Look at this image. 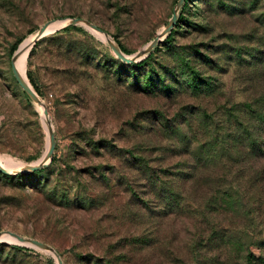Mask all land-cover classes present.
<instances>
[{
	"label": "rangeland",
	"instance_id": "obj_1",
	"mask_svg": "<svg viewBox=\"0 0 264 264\" xmlns=\"http://www.w3.org/2000/svg\"><path fill=\"white\" fill-rule=\"evenodd\" d=\"M176 1L0 0V156L34 164L47 148L42 115L11 73L17 40L79 17L132 56ZM75 26L27 51L25 79L54 146L36 173L0 172V232L51 246L60 264H264V201L227 206V183L244 171L203 159L214 160L204 149L225 134L228 115L264 96V0H183L169 32L132 62ZM188 68L198 74L194 90L184 85ZM242 180L232 187L241 200ZM159 186L179 194L174 213ZM209 188L218 204L205 205ZM0 243V264H56L47 251Z\"/></svg>",
	"mask_w": 264,
	"mask_h": 264
},
{
	"label": "trees",
	"instance_id": "obj_2",
	"mask_svg": "<svg viewBox=\"0 0 264 264\" xmlns=\"http://www.w3.org/2000/svg\"><path fill=\"white\" fill-rule=\"evenodd\" d=\"M71 28H76V26L67 25L56 30L55 33L67 31ZM167 37L169 38V36ZM24 40L25 38L23 40L22 38L17 40V42L11 46L10 50H15L17 45L19 44V47ZM118 47L121 52H124L119 45ZM147 60L148 57L139 61V64L137 63L135 66L139 67ZM188 69L190 75L188 79L185 80L184 85L194 90V88L198 87V74L191 68ZM250 105L253 107L252 109L242 110L240 113L228 115L229 119L227 120H229V125L224 129L225 134H221L219 138L217 135L215 141H212V146L210 145L208 149H204L205 154L206 152L210 153V151H213L214 160H211L206 154L205 158H203L206 159V161H215L216 164H219L217 166L227 169L229 173H237L240 170H243L245 173L244 176H239L238 174L233 175L227 183L226 187L229 192L225 190V198L222 200L227 206H236L239 203L245 205L246 202L250 204L253 202L255 206H261L262 201H264V96L255 100ZM203 159L200 160L204 161ZM238 161H243L240 166H238ZM241 166L243 167L241 168ZM38 171L39 170L33 171L30 174ZM184 177L185 176L182 175L181 179L183 181L192 178V176ZM241 179H243L242 181L246 190L243 194L245 197L242 198V200L237 193L232 191L234 185L239 187L238 182H240L239 180ZM210 183L214 185L213 181H210ZM159 188L160 191H162V189L166 190V195H163L164 197L162 196V198L165 201V206L168 207L167 213H174L177 210L176 207L180 206V198L178 200L179 194H174L173 189L170 188H162V186H159ZM209 189L210 196H215L208 198L205 205L211 206L213 203L218 204L220 201L218 194H220V192L217 188ZM214 231L215 230H213L212 233ZM8 247L23 252L28 250V248L18 245H9Z\"/></svg>",
	"mask_w": 264,
	"mask_h": 264
},
{
	"label": "water",
	"instance_id": "obj_3",
	"mask_svg": "<svg viewBox=\"0 0 264 264\" xmlns=\"http://www.w3.org/2000/svg\"><path fill=\"white\" fill-rule=\"evenodd\" d=\"M182 2H183V0H177L176 1L168 22L166 23V25L163 28H161V30L157 33V35L150 42H148L142 49L137 51L136 54H134L132 56H128V57L121 52V50L119 49V47L117 46L116 43H114L113 41H111L107 37V34L105 32L100 30L97 26H95L91 22H89L87 20H84L82 18L72 17V18L64 19V20H66L65 24H63L62 26L54 29L53 31H56V30H58V29H60V28H62L64 26H67V25H78V24L79 25H83L86 28L96 30L98 32H101L106 37L105 42H106L107 46L109 47V49L111 50V52L115 55L116 58H118L119 60L124 61V62H132L136 58L143 57V55H145L150 50H152V48L159 41H161L160 37L163 36V35H166L169 32V30L171 29L172 25L175 22V19H176V16H177V11L180 8V6L182 5ZM54 21H59V20H48V21L44 22L42 25H40L36 29V31H34L33 38L31 40V44H33L34 41H36L39 38H41L44 35L45 29ZM17 51H18V47L14 50V52H13V54L11 56V60H10L11 73H12L13 78L16 81L17 85L24 92V94L27 96V98L32 103H34L35 105L41 106V108H42V115L46 118L45 124H46V130H47V148H46V151L44 152V154L41 156V158L36 163L21 165L18 168H16L15 170H13V172L11 174L33 172V171H36V170L44 167L45 165H47V163L50 160V156H51V153H52V150H53V146H54L53 133H52L51 126H50V123H49L48 114H47V111H46L43 103L38 98V96L35 94V92L30 87V85H28L18 75L17 71L15 70V68L13 66V61H14L16 55H17ZM0 172L9 173L5 169H3L1 166H0ZM2 235L9 236L10 238L13 239V242H15V243H17L19 245H22V246H25V247H34V248H37V249H40V250L51 252L52 255L56 259V264H60L58 253L49 245H47V244H45L43 242H40L38 240H35V239H32V238H28V237H24V236H20V235H18L16 233L9 232V231L0 232V240L4 239V238H2L3 237Z\"/></svg>",
	"mask_w": 264,
	"mask_h": 264
},
{
	"label": "bare ground",
	"instance_id": "obj_4",
	"mask_svg": "<svg viewBox=\"0 0 264 264\" xmlns=\"http://www.w3.org/2000/svg\"><path fill=\"white\" fill-rule=\"evenodd\" d=\"M66 20H62V21H54L52 22L44 31V35L52 32L54 29L62 26L63 24H65ZM89 29V28H88ZM91 31H94V33L96 34V36H98L101 40L105 41L106 40V37L101 33V32H98L96 30H93V29H89ZM33 34L34 32L31 34L30 37L27 38V40L23 41L21 46L18 47V51H17V55L13 61V66L15 68V70L17 71L18 75L27 83L26 79H25V75H24V70H25V60H26V55H27V51L29 49V46L31 44V40L33 38ZM128 57V56H127ZM28 84V83H27ZM29 85V84H28ZM37 106V105H36ZM40 114L42 115V108L41 106H37ZM42 118H43V122H44V125L46 127V124H45V121H46V118L42 115ZM0 166L7 170L9 167H17L19 166L18 163H15L13 162L10 158L8 157H3V156H0ZM5 240H10V241H13L12 238H10L9 236L7 235H2ZM52 255L51 252H48Z\"/></svg>",
	"mask_w": 264,
	"mask_h": 264
}]
</instances>
